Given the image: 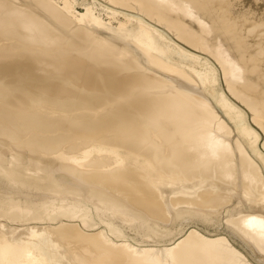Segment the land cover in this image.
<instances>
[{"label":"bare ground","instance_id":"obj_1","mask_svg":"<svg viewBox=\"0 0 264 264\" xmlns=\"http://www.w3.org/2000/svg\"><path fill=\"white\" fill-rule=\"evenodd\" d=\"M0 264H264V0H0Z\"/></svg>","mask_w":264,"mask_h":264},{"label":"rangeland","instance_id":"obj_2","mask_svg":"<svg viewBox=\"0 0 264 264\" xmlns=\"http://www.w3.org/2000/svg\"><path fill=\"white\" fill-rule=\"evenodd\" d=\"M211 225V224H210Z\"/></svg>","mask_w":264,"mask_h":264}]
</instances>
